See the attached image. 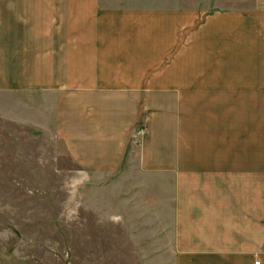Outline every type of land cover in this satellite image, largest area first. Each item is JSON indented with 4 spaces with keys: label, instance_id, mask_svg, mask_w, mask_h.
Masks as SVG:
<instances>
[{
    "label": "rangeland",
    "instance_id": "rangeland-1",
    "mask_svg": "<svg viewBox=\"0 0 264 264\" xmlns=\"http://www.w3.org/2000/svg\"><path fill=\"white\" fill-rule=\"evenodd\" d=\"M256 1L0 0L5 77L10 54L16 59L15 83L0 86V264H176L180 176L159 164L171 159L156 157L169 149L223 150L221 160L233 162L234 151L255 150L264 165V93L237 95L241 108L218 125L219 111L206 108L204 131H180L157 121L174 115L167 104L185 106L170 95L147 93L144 106L134 94L110 99L59 86L57 78L72 75L74 58L73 36H62L61 25L79 27L83 40L94 33L106 39L100 22L90 25L104 13L159 8L175 11L178 22L201 23L219 9H250ZM48 23L58 25L49 31ZM193 94H186L189 106ZM206 96L216 104V93ZM114 100L123 101L121 110L107 109ZM194 108L190 114L201 113Z\"/></svg>",
    "mask_w": 264,
    "mask_h": 264
},
{
    "label": "crops",
    "instance_id": "crops-1",
    "mask_svg": "<svg viewBox=\"0 0 264 264\" xmlns=\"http://www.w3.org/2000/svg\"><path fill=\"white\" fill-rule=\"evenodd\" d=\"M51 13L56 15V9ZM175 13L155 8L98 15L90 25H106H100L106 39L94 33L83 40L79 27H72L76 32L61 25L62 36H73L75 59L72 75L57 78L63 84L59 86L72 87L78 94H106L110 99L134 94L144 106L147 93L170 95L172 101L178 99L190 110L172 102L167 109L174 115L157 121L169 120L180 131L182 127L198 133L208 126L202 115L206 108L209 114L214 108L219 111L218 125L241 108L237 95L264 93V0L250 9H219L201 23L192 18L178 22ZM48 25L49 31L57 26ZM12 55L7 61V77L2 74L6 60L4 69L0 63V86L15 83L16 59ZM211 62L216 63L215 69L208 68ZM188 93L197 96L190 106ZM211 93H216L215 105L207 101L206 95ZM122 104V100L105 103L107 109L120 110ZM192 108L201 113L190 114ZM207 152L169 149L156 157L171 159V163L161 159L156 164L168 168L169 174L172 167L180 176L174 184L175 263L264 264L263 161H258L255 150L234 151L233 162L221 160L226 151ZM197 154L200 156L194 158Z\"/></svg>",
    "mask_w": 264,
    "mask_h": 264
}]
</instances>
